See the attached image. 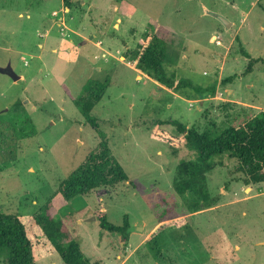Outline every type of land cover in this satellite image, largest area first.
Returning <instances> with one entry per match:
<instances>
[{"label": "rangeland", "instance_id": "obj_1", "mask_svg": "<svg viewBox=\"0 0 264 264\" xmlns=\"http://www.w3.org/2000/svg\"><path fill=\"white\" fill-rule=\"evenodd\" d=\"M157 27L169 33V73L215 96L189 99L137 70L132 53ZM93 83L107 84L91 112L98 128L76 104ZM260 111L264 0H0V210L34 237L36 264H65L35 222L50 202L91 264H264V183L247 185L237 160L218 157L193 212L175 185L196 154L152 137L182 138L176 121L239 127ZM104 139L129 181L58 200ZM102 218L127 222L128 239Z\"/></svg>", "mask_w": 264, "mask_h": 264}, {"label": "trees", "instance_id": "obj_2", "mask_svg": "<svg viewBox=\"0 0 264 264\" xmlns=\"http://www.w3.org/2000/svg\"><path fill=\"white\" fill-rule=\"evenodd\" d=\"M165 33V34H164ZM169 33L157 27L154 32L145 34L144 45L132 53V59L139 72L156 81L160 86L194 99L201 100L215 96L216 87H202L195 83L179 79L176 73H169ZM171 40V39H170ZM107 84L93 83L86 88L84 99L76 101L86 121L98 128L91 116L93 108L102 99ZM23 104L17 103L15 112ZM182 138H177L166 131L153 132L152 137L166 144L174 153L182 146L196 154V158L183 162L176 180V190L183 198H191V210L197 212L206 207L207 196L204 191L206 175L215 167V159L228 155L238 162V171L245 175L247 185L264 183V111L244 120L239 127L229 126L222 130L201 132L196 127L187 128L174 122ZM162 125V124H159ZM108 142L104 139L98 151L66 178L59 186L57 199L70 202L102 187H114L129 181L121 164L111 155ZM52 202L48 203L35 219L43 236L55 248L65 264H91L81 251L80 245L70 237L66 225L54 219L51 213ZM102 228L117 232L128 239V223L116 226L101 219ZM38 247L34 237L16 215L0 210V253H5L7 264H36Z\"/></svg>", "mask_w": 264, "mask_h": 264}, {"label": "water", "instance_id": "obj_3", "mask_svg": "<svg viewBox=\"0 0 264 264\" xmlns=\"http://www.w3.org/2000/svg\"><path fill=\"white\" fill-rule=\"evenodd\" d=\"M219 19L225 24V26L228 28L231 24L227 21V20H225L224 18H222V17H219ZM15 77H17V76H15Z\"/></svg>", "mask_w": 264, "mask_h": 264}]
</instances>
